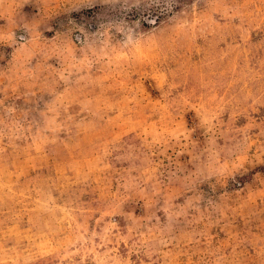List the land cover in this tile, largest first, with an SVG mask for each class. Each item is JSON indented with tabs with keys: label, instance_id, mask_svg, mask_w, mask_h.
<instances>
[{
	"label": "rangeland",
	"instance_id": "1",
	"mask_svg": "<svg viewBox=\"0 0 264 264\" xmlns=\"http://www.w3.org/2000/svg\"><path fill=\"white\" fill-rule=\"evenodd\" d=\"M0 264H264V0H0Z\"/></svg>",
	"mask_w": 264,
	"mask_h": 264
}]
</instances>
